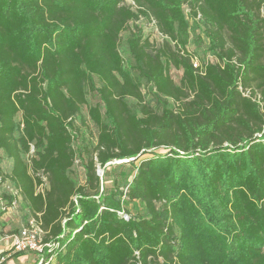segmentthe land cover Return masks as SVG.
<instances>
[{"label": "trees", "instance_id": "16d2710c", "mask_svg": "<svg viewBox=\"0 0 264 264\" xmlns=\"http://www.w3.org/2000/svg\"><path fill=\"white\" fill-rule=\"evenodd\" d=\"M132 2L0 0V185L39 213L55 264H264V0ZM141 19L165 37L134 24L125 67L121 33ZM88 92L97 132L78 184ZM117 160L134 172L103 193L96 171Z\"/></svg>", "mask_w": 264, "mask_h": 264}, {"label": "rangeland", "instance_id": "374dc122", "mask_svg": "<svg viewBox=\"0 0 264 264\" xmlns=\"http://www.w3.org/2000/svg\"><path fill=\"white\" fill-rule=\"evenodd\" d=\"M124 2L126 4H131V0H124ZM134 24L141 26L143 29V32L146 34L147 33L149 34L148 35L149 38L151 39V41L155 45H158L159 43H161V39H162L157 33L155 34V32L153 31V26L150 23L147 24V22L145 20L141 19V20H138L136 22H130L128 27H127L128 29L121 33L120 43H119V50H120L121 55L124 58L125 67H128V63L130 61V56H129V53L127 51L125 39L129 33V31L131 30V28H133ZM196 33H200L198 31V29L195 30V33H192L190 35L189 43H188V49L195 52V53H198L200 56H203L205 53V47L207 45V40L205 37H202L204 35L203 34L201 36L202 41L198 42L195 39ZM167 72L172 77V79L174 80L175 83L179 82L181 74H182L181 69H177V68L173 67L172 65H170L167 68ZM143 90H144V92L145 91L147 92L148 86L144 85ZM149 97H150V95H148V98ZM99 102H100L99 96L96 93L88 92L87 93V103L85 105L81 106V111L79 113V116L74 121L75 137L73 139L72 146L75 150L76 157L74 160V164H73L72 168L70 169L69 175L78 184H83L85 182L84 164L88 160V158L90 157L92 147L95 143V136H96V132H97L94 124L91 122V120L89 119V117L87 115V108L89 105H95V104H98ZM101 111L103 112L102 106H101ZM17 117H19V114L17 115ZM0 154H1V152H0ZM121 161H124V160L112 161L111 163L107 164L106 168L104 169L105 170L104 176H103V169L102 168L97 169L96 172L102 171V175L99 174V176L103 177V179L105 181V185L107 186L103 189V191H102L103 193L108 192V190L111 188V186L113 184L112 181L116 182V184H120V186H122L124 181H125L126 176H128V179H130L131 175L133 174L134 169H133L132 165L129 164L128 162H126L127 160H125V163H123ZM136 162L137 161H135V163ZM1 164L5 170H9L10 163H8L6 158H4V157L1 158ZM4 186H5V184L0 185V190H1L0 196H1L2 203L7 205L8 202H7L6 198L4 197V191H3L5 189ZM100 191H101V189H100ZM129 208L131 209V211L133 213L138 211L137 208L132 206V205H129ZM6 211L8 212V215L11 218L10 223H9L10 226H9V229H7V231L2 230L1 231L2 234L18 230V228L24 224V222H25L24 218L26 216H28L27 211L24 209L20 200H18L15 207H9L6 209ZM3 227L4 226H0L1 229H3ZM7 246L8 245H6L5 248H7ZM5 248L3 250H5ZM17 254L18 253H15L13 255L10 254L8 257H5L2 264H21V263H18V258H17L18 255ZM30 255L31 254L28 253V258H27L28 263H31L32 257H30Z\"/></svg>", "mask_w": 264, "mask_h": 264}, {"label": "built area", "instance_id": "2783aa9c", "mask_svg": "<svg viewBox=\"0 0 264 264\" xmlns=\"http://www.w3.org/2000/svg\"><path fill=\"white\" fill-rule=\"evenodd\" d=\"M132 3L133 2L131 0V4ZM153 24L154 20H152L151 22V25ZM156 29L157 28H155L156 33L161 38L165 37L161 33L157 32ZM191 61L193 67L196 69L198 68L197 70L201 73V63L198 57L193 56ZM239 88L240 90H242L243 95L249 96V89H242L240 86ZM253 99H257L259 101V95L257 94V96ZM260 105H262V103H260ZM32 151L33 147H31L30 149V152ZM41 178L42 182L36 188L39 192H43L46 182L45 176H41ZM1 184H5L4 187L8 191V193L14 195L12 200L7 205L2 203L0 196V210L6 211L7 208L16 206L19 195L18 190L6 181H2ZM45 234L46 231L41 225L39 213L37 214V216H28L25 219L24 224L21 225L17 231L12 232L1 239L8 244V247L5 248V250H7L5 253L2 254L0 252V264H2L5 257H8L10 254L13 255L15 253H30L33 260L31 264H55L56 253L54 251V248L58 246V242L44 240Z\"/></svg>", "mask_w": 264, "mask_h": 264}, {"label": "crops", "instance_id": "0c3cea01", "mask_svg": "<svg viewBox=\"0 0 264 264\" xmlns=\"http://www.w3.org/2000/svg\"><path fill=\"white\" fill-rule=\"evenodd\" d=\"M7 161H8V163H10V165H11V162H10V160H8L7 159ZM10 169V168H9ZM1 191V190H0ZM27 217V216H26ZM25 217V218H26ZM25 218H24V220H25ZM10 216L8 215V212L6 211H2V212H0V226H4L3 227V229H1L0 228V252L6 247V245H8L5 241H3V240H1L3 237H4V235L6 234V235H8V234H10V233H12V232H7V233H5V234H2L1 233V231L3 230V231H7V229H9V226H10ZM15 231H17V230H15ZM15 231H13V232H15ZM5 235V236H6ZM4 246V247H3ZM8 247V246H7ZM30 257H32V255H30ZM18 263H21V264H31L32 263V259H31V263H28V260H27V258H28V254H19L18 255Z\"/></svg>", "mask_w": 264, "mask_h": 264}, {"label": "water", "instance_id": "95a60500", "mask_svg": "<svg viewBox=\"0 0 264 264\" xmlns=\"http://www.w3.org/2000/svg\"><path fill=\"white\" fill-rule=\"evenodd\" d=\"M133 158H129V160H132ZM97 174L99 175H102V171L101 172H97Z\"/></svg>", "mask_w": 264, "mask_h": 264}]
</instances>
